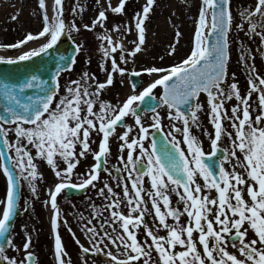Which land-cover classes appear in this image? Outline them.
Wrapping results in <instances>:
<instances>
[{
    "label": "snow or ice",
    "instance_id": "1",
    "mask_svg": "<svg viewBox=\"0 0 264 264\" xmlns=\"http://www.w3.org/2000/svg\"><path fill=\"white\" fill-rule=\"evenodd\" d=\"M125 7L126 0H119L115 7L108 0L91 25L82 27L90 32L97 27L105 29L106 13L124 16ZM156 7L158 0H146L141 10L133 13L132 24H113L112 30L120 34L121 42H114L106 29L96 37L101 42L98 68L106 76L104 82L95 73L82 71L78 79L61 84L62 75L73 72L77 56L85 47L72 35L81 31L75 19L84 11L80 0L72 8L73 19L67 22L63 0H54L51 17L45 0H38L42 30L7 46L18 49L29 41H46L17 59L0 61L8 65L56 55L50 79L43 78L48 71L45 66L26 67L20 75L0 73V172L6 178V194L0 199V264L37 262L30 251L27 226L21 229L25 236L22 248L14 244L11 235L12 222L20 211L22 182L33 198H39L37 181H43V174L38 171L37 160L50 167L57 181L54 190L48 191L49 199L43 202L53 211L56 264H72L58 233L61 221L83 254L82 264H97L100 259L103 264H264V76L255 66L253 50L241 40L236 43L239 63L247 72L245 94L236 82V74H228L233 31L243 32L249 39L258 37L255 52L264 59V0L238 9L239 22L234 21L231 0H200L191 48L184 58L170 66L140 64L129 69L127 65H135L136 57L143 52L145 25ZM133 26L137 39L129 42L133 46L128 49L122 41L132 33ZM65 35L73 43L74 54L60 53L57 47ZM181 35L177 29L174 42L166 49L169 57L176 54ZM164 59L163 55L159 57L161 62ZM87 62H91L90 57ZM145 75L149 82L136 94L140 84L131 78ZM117 76L121 86L125 78L129 79L133 94L113 104L103 99V94ZM156 89L162 90L158 98ZM201 94L206 96L214 129V134L203 129L210 142L208 153L191 132L193 127L201 130ZM233 100L236 103L229 115L225 105ZM159 109L166 111L170 124L169 131L157 142L155 134L163 132ZM141 111L152 114L149 126H145ZM129 116L134 126L126 123ZM117 128L124 129L122 134H117ZM94 134L99 137L98 150L91 147ZM112 139L118 142L120 166L109 165ZM149 140L145 147L144 142ZM225 140L228 144L222 146ZM137 150L138 155H134ZM89 155L94 163L74 177L81 160ZM101 173L115 181V188L121 191L103 181L98 189L103 205L92 204L90 218L76 214L90 245L84 247L62 218L58 197L63 193L67 199L70 192L95 189ZM145 178L150 190L145 188ZM172 195L177 198L175 206ZM122 207L127 213L121 211ZM31 208L25 199L23 212ZM147 216H154L158 221V226L153 225L156 232L164 230L165 236L153 233L145 222ZM182 217L186 223H181ZM169 218L173 223L168 222ZM141 228L143 239L138 238ZM9 248L14 253L23 251L24 256L9 257Z\"/></svg>",
    "mask_w": 264,
    "mask_h": 264
},
{
    "label": "rangeland",
    "instance_id": "2",
    "mask_svg": "<svg viewBox=\"0 0 264 264\" xmlns=\"http://www.w3.org/2000/svg\"><path fill=\"white\" fill-rule=\"evenodd\" d=\"M146 0H126L125 7V15L117 16L110 12L106 13L107 21L105 22V29L108 34L111 36L114 42H121L120 34H117L112 30V26L115 23H119L123 25L125 22L132 24V15L134 12L140 11L142 6ZM80 3L83 5L84 11L81 15H77L75 17L76 23L78 27H81V31L79 33H73V39L77 44L83 43L84 49L77 56V63L74 66L73 72L71 74H63L61 78V84L63 85L65 81L70 79H78L82 71H88L89 73H95L98 80L104 82L106 80V76L104 73H101L98 68V64L101 61L102 53L99 51L98 44L101 43L96 39V37L100 34H103L105 29H101L97 27L94 31H85L82 27L83 24L91 25V21L96 18L98 15V10H103V8L107 7L108 0H100L99 3H96V0H80ZM119 0H111V5L113 7L118 6ZM255 3V0H231L232 4V14L234 17V21L239 22L238 9H242L246 6H251ZM76 0H63V8H64V18L67 21L73 19L72 16V8L75 6ZM159 7H156L154 13L151 15L150 20L146 22V43L143 46V52L138 54L136 57V64H128L127 67L129 69L133 67H137L140 64L145 66H170L174 62L180 61L182 58L189 53L192 43V37L195 29L196 19L198 17V8L200 6V0H158ZM37 0H30L29 2H24L23 0H0V17L2 21L10 20L12 16H16L17 19L12 20V25L14 27H10L8 29L9 39L4 37V42L0 39V43L8 45L11 41H18L24 34L28 33H38L40 27V20L38 17L39 9L37 8ZM103 6V7H102ZM29 7V9H28ZM26 9L34 10V20L36 21L34 27H24L25 23L23 21H19L18 18H24L22 16L23 12ZM24 13V14H25ZM28 13V11H27ZM5 26H0V29ZM6 28V27H5ZM247 29V25H245ZM179 30L182 34L179 39V45L177 47V52L173 57H169L167 55L166 49H168L169 45L174 42V34L176 30ZM123 32V28H121V33ZM13 34V35H12ZM2 36V30L0 32ZM137 39V34L135 32L134 26L133 31L130 35H127L123 39V43L126 48L131 49L132 44L129 43L132 40ZM21 40V39H20ZM237 40H241L244 44L253 50L255 55V66L258 70V73L261 76H264V59H261L259 53H256L255 50L259 46V38L253 37L249 39L244 35L243 32L236 33L233 31L230 34V62L228 66V74L231 77L232 73L236 74V82L240 87L242 95L246 93L247 90V72L239 63V54H238V44ZM1 45V44H0ZM24 45V44H23ZM3 46V45H2ZM1 46V47H2ZM22 46V45H21ZM26 47V46H25ZM23 46L20 48H9L3 47L0 50L2 54H7V56H13L17 54ZM8 52V53H7ZM118 55V53H117ZM163 55L165 59L161 62L159 57ZM5 56V55H4ZM91 59V62L88 63V59ZM17 57H13L11 59H15ZM0 59H5L1 58ZM155 78V77H153ZM149 82V78L145 75L142 78L141 84L146 85ZM231 82V81H229ZM131 87L128 82V79L125 78L123 86L120 84V78L117 76L115 78L114 85L110 87L103 94V99L113 103L118 104L122 103L127 96L132 95ZM154 94L159 96L160 89L154 90ZM200 102L203 105V111L198 113L199 122L201 124V130L197 131L195 127L191 129L193 135H196L202 143H206L208 138L203 135V129H207L209 133L214 134V129L212 124L209 122V107L206 102V96H200ZM255 99V96L253 97ZM235 100L228 102L225 107L229 110V115L231 107L235 104ZM160 114L162 116V128L165 134L169 131L170 122L167 119V113L164 109H159ZM151 113L144 114L142 117L145 126H149L151 123ZM126 123L128 125L134 126V119L129 116L126 117ZM181 126V125H177ZM227 127V124L225 125ZM153 129H150V133ZM229 130H231L229 128ZM124 129H118L117 132L122 134ZM135 135V132L132 134ZM177 135V139H182L179 134ZM95 143H92V149L95 150L97 148L96 145L99 143V137H92ZM145 147H148L150 141H145ZM228 142L225 140L222 146H227ZM182 147H184L182 145ZM111 148V147H110ZM204 150H206V146L203 145ZM138 155V150L135 153ZM115 154L111 149V156L109 157V165L114 162ZM38 166V171L43 174V181H37L38 188V199L32 197L27 184L23 183V187L21 189V199L19 201L21 216L17 217L15 223L13 225V229L11 231V235L14 238V244L18 247L22 248L23 243L25 242L24 232L21 231L22 226H27V231L31 235V247L30 251L36 256L37 262L36 264H56L55 262V254H54V240L55 235L53 231H51V225L47 219L46 206L44 205V201L47 200L48 191L51 186H53L57 181L54 179V174L52 173L50 167L44 162L37 160L35 161ZM91 163L90 155L88 156V165ZM61 168L64 165L61 162ZM82 168V167H81ZM80 168V169H81ZM78 169V168H77ZM77 169L75 172H77ZM74 172V177H75ZM119 192V191H117ZM6 194V178L3 176L2 172H0V199H3ZM27 199L29 203H31L32 208L29 212H23L24 208V200ZM78 200H82L81 198H77ZM75 198H67L65 199L64 195L58 197V204L61 208V216L63 219L67 220L68 225L71 227L72 232L75 233L76 239L79 240L80 244L84 247H90L88 244L87 236L81 232L80 230V222L77 218V213H83L86 218H90V212L92 208L86 207L84 203H77ZM81 203V204H80ZM98 207V203H94ZM75 205V208H73ZM77 206V207H76ZM82 206V207H80ZM75 209V210H74ZM121 211L127 213V208L122 207ZM86 222V221H85ZM94 223H96L94 221ZM58 233L61 236L62 246L67 253V256L71 258L72 264H82L83 254L79 250V246L75 243L72 235L68 232L67 228L63 226L61 221V226L58 229ZM156 235L165 236L161 231ZM150 242V241H149ZM179 250V249H177ZM7 254L9 257L16 256L17 258H21L24 256V252L21 251L19 253H14L10 248L8 249ZM97 264H103V260L100 259L97 261Z\"/></svg>",
    "mask_w": 264,
    "mask_h": 264
},
{
    "label": "flooded vegetation",
    "instance_id": "3",
    "mask_svg": "<svg viewBox=\"0 0 264 264\" xmlns=\"http://www.w3.org/2000/svg\"><path fill=\"white\" fill-rule=\"evenodd\" d=\"M33 34H36V33L33 32ZM0 39H2V41L4 42V40H3L4 38L3 37H0ZM20 39H23V37H21ZM13 41L15 42L16 40H13ZM13 41H11V42H13ZM5 44H2V45H5ZM117 134H119V133L117 132ZM203 145L206 146L205 152L206 153L210 152L211 149H210V142H209V140H207L206 143H203ZM110 147H111V149L113 150V152L115 154L114 162H112L111 165L120 166L119 163H118V159H117V156H118V142H117V140H115V139L110 140ZM126 153H127V150H125V152L123 153V155L125 157H126ZM134 155H135V153H134ZM90 161H91V163H89V165H88V157H87L86 160H81L80 165L78 166L77 172H75V175L76 174L85 173L88 170L89 166L94 163L91 155H90ZM226 167H228L229 170H230V166L226 165ZM113 175H115V173H113ZM103 181H108L110 183V185L114 187V190L119 191V192L121 191L120 189H116L115 188V181L110 180L109 177L105 173H101L100 182H96V188L95 189L89 188L88 190L84 191V193H82L81 195H77V196H73L72 197V198H75V199H77V198H81L82 199V200H78L77 199L76 200V204L79 203V202L84 203V204H86V207L89 208V210H90L91 209V205L94 204L95 202H97L99 204L98 207H101L103 205L104 201H103V198H101V197L98 196V189L103 186V184H102ZM145 188L150 190V182L148 181L147 178H145ZM142 195H145V199H147L146 194H143L142 193ZM213 195H215V193H213ZM89 198H91V199H89ZM171 199H172L173 205L175 206V202H176V199L177 198L175 197V195H172ZM148 206H149V208H151L150 201H149ZM80 207H82V206H80ZM161 207H162V205H161ZM180 207L182 208V205ZM162 210H163V207H162ZM105 215H107V213H105ZM145 222L148 223V227L153 231L154 234H156V228L153 225L155 223L156 226H158V221H155L154 220V216H147L145 218ZM168 222L169 223H173V221H171L170 218H169V221ZM186 222H187L186 221V218L185 217H182L181 218V223H186ZM143 232H144V230H143V228H141L139 230V233H140V235L138 236L139 239H143L144 238ZM162 232L164 234H166V231L162 230ZM229 251H232L231 247H229Z\"/></svg>",
    "mask_w": 264,
    "mask_h": 264
},
{
    "label": "water",
    "instance_id": "4",
    "mask_svg": "<svg viewBox=\"0 0 264 264\" xmlns=\"http://www.w3.org/2000/svg\"><path fill=\"white\" fill-rule=\"evenodd\" d=\"M57 47L59 48L60 53H63L66 55L74 54L73 43L71 40H69L67 38L66 35L62 36ZM55 55H56V53H52L50 56L36 57L32 61L22 62L19 66L0 63V73L8 72V73H15L16 75H20V74L24 73L26 67L27 68H35L36 66H45L48 69V71L45 73L43 78L50 79V73L52 71H54V66H53L54 65V59H53V57ZM131 80L133 82H137L140 84V78L139 77H132ZM152 104L155 105L156 101H152ZM141 107H142V105H141ZM142 113L143 112L141 111L140 114H142ZM163 135H164L163 132L160 134H155V139L157 140V142H160L163 139ZM158 146H159V143H158ZM0 150H3V149L0 148ZM219 155L220 154H218V157H219ZM79 192L80 191L70 192L69 195L78 194ZM20 215H21V212L19 211L17 216H20ZM15 219H14V221H15ZM14 221L12 223H14ZM0 242H2V238H0Z\"/></svg>",
    "mask_w": 264,
    "mask_h": 264
},
{
    "label": "bare ground",
    "instance_id": "5",
    "mask_svg": "<svg viewBox=\"0 0 264 264\" xmlns=\"http://www.w3.org/2000/svg\"><path fill=\"white\" fill-rule=\"evenodd\" d=\"M23 1L24 2H29L30 0H23ZM53 2H54V0H45L49 17H51V11H52V8H53ZM28 9H29V7H28ZM28 9H26V13L24 11L23 14H22V16H24V18L21 17V18H18V20L19 21H23L25 23L24 27H28L29 26V27H32L33 28L34 25L36 24L35 23L36 21L34 20V10L33 9L28 10ZM27 11H28V13H27ZM12 24H13V22L11 21V19L10 20L8 19V21H2L1 22V17H0V26H5L6 27V28L5 27H2L0 29V32L2 30V36H0V37H3V38L6 37V38L9 39L8 41H10L12 39V37L11 38L9 37V35H11V34L8 33V29L10 27H12V26L13 27L15 26V25H12ZM13 42H10V43H13ZM45 42H46L45 39H41V38L39 39V41H29L26 44L22 45L24 48H22L17 54H15L13 56H7V54H2V51L0 50V57L1 58H13V57H17V56L23 54L24 52H28L30 50H33V49L38 48L40 45H42ZM6 43H8V42H6ZM1 46H2V44L0 45V49L3 48ZM50 189H52V187H50ZM46 208L48 210V214L51 215L52 212L49 210V208H50L49 205H47Z\"/></svg>",
    "mask_w": 264,
    "mask_h": 264
}]
</instances>
